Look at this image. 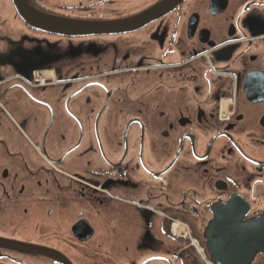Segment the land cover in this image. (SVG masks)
<instances>
[{"label":"flooded vegetation","instance_id":"af4514ba","mask_svg":"<svg viewBox=\"0 0 264 264\" xmlns=\"http://www.w3.org/2000/svg\"><path fill=\"white\" fill-rule=\"evenodd\" d=\"M25 1L63 22L169 8L75 36L0 0V264L246 261L264 215V0Z\"/></svg>","mask_w":264,"mask_h":264},{"label":"water","instance_id":"95a60500","mask_svg":"<svg viewBox=\"0 0 264 264\" xmlns=\"http://www.w3.org/2000/svg\"><path fill=\"white\" fill-rule=\"evenodd\" d=\"M15 8L23 20L31 26H34L40 30H47L52 33H59V34H72V35H80V36H87V35H109V34H120L130 31L131 29H137L142 27L149 21H152L156 16L163 13L164 10L169 8L167 3L162 4L159 7L153 8L150 11H147L141 16L134 17L128 21H120V22H109V23H90V22H68V21H60L57 18H52L41 14L34 10L25 0H13ZM221 222H216L212 225L209 233L211 234L212 242L216 238H219L220 235H224V229ZM250 226L252 227L251 231H254L256 238H258L259 243L255 244L251 247L252 254H244L243 257L246 258V261L243 260L242 262H237L231 260L229 262L225 261L229 259H236L231 256L221 257L217 254L215 249L213 255L215 258L216 264H251L253 259L259 255L264 254V215L260 217V219L251 222ZM261 228L260 235H257V229ZM235 232V231H234ZM254 237L250 236L249 242L252 241ZM255 242V241H254ZM256 243V242H255ZM241 249V248H240ZM239 249V250H240ZM218 256V257H217ZM241 258V254L239 255ZM237 260V259H236ZM65 262L64 264H66ZM69 263V262H68ZM70 264V263H69Z\"/></svg>","mask_w":264,"mask_h":264}]
</instances>
